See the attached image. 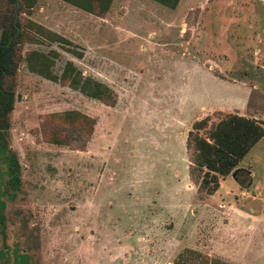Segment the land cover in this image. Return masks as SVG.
<instances>
[{
    "label": "rangeland",
    "instance_id": "rangeland-1",
    "mask_svg": "<svg viewBox=\"0 0 264 264\" xmlns=\"http://www.w3.org/2000/svg\"><path fill=\"white\" fill-rule=\"evenodd\" d=\"M17 18L21 58L0 143V264H264V134L236 166L243 181L231 172L208 196L189 178L185 149L192 122L207 114L264 126V0H111L101 14L36 0ZM32 49L56 52L58 75L71 60L114 102L29 70ZM65 110L92 117V128L70 135L81 120Z\"/></svg>",
    "mask_w": 264,
    "mask_h": 264
},
{
    "label": "trees",
    "instance_id": "trees-1",
    "mask_svg": "<svg viewBox=\"0 0 264 264\" xmlns=\"http://www.w3.org/2000/svg\"><path fill=\"white\" fill-rule=\"evenodd\" d=\"M36 0H2L3 7L0 9V143L6 146L4 132L9 125V112L14 103V76L21 58L19 52L21 28L17 18V12L22 8H28ZM87 11L101 14L105 12L111 0H66ZM168 7H175L179 0H154ZM36 30L50 41L57 43H68L64 36L44 29L36 22H30ZM70 51L80 57L81 52ZM46 54L40 50H29L24 58L27 68L37 72L52 80L60 78L67 79L68 84L73 88H78L82 93L101 99L108 104L114 102L113 90L91 76H83L76 65L67 60L64 63L61 73L58 75L51 69L54 54ZM61 116L67 120H77L80 118L79 127L70 135L79 137L87 128H92L94 120L86 114H79L77 110H65ZM264 134L263 124L254 117L246 116L236 112H224L218 116L217 120H211L210 115H205L192 122L191 128L187 131L185 138V149L187 152L189 165V178L196 184L199 194L211 195L219 187L220 179L229 173L242 182L236 168L239 160ZM57 139L55 142H59ZM85 145L81 140L78 148L82 149ZM12 161L9 167L10 174L14 181L19 180L20 165L11 151ZM246 171V170H244ZM2 222V215L0 214ZM207 261V260H205Z\"/></svg>",
    "mask_w": 264,
    "mask_h": 264
},
{
    "label": "crops",
    "instance_id": "crops-1",
    "mask_svg": "<svg viewBox=\"0 0 264 264\" xmlns=\"http://www.w3.org/2000/svg\"><path fill=\"white\" fill-rule=\"evenodd\" d=\"M250 116V115H249ZM251 117H253V116H251ZM255 117V116H254ZM250 173V172H249Z\"/></svg>",
    "mask_w": 264,
    "mask_h": 264
}]
</instances>
